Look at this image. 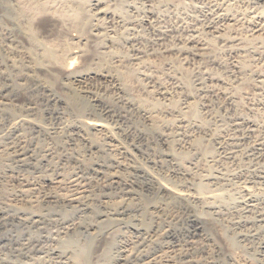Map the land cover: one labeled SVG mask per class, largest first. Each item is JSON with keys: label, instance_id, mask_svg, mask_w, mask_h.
<instances>
[{"label": "rangeland", "instance_id": "obj_1", "mask_svg": "<svg viewBox=\"0 0 264 264\" xmlns=\"http://www.w3.org/2000/svg\"><path fill=\"white\" fill-rule=\"evenodd\" d=\"M74 55L82 82L67 74ZM82 104L114 159L148 177L131 168L130 188L106 185L99 164L125 171L65 123ZM0 150V199L28 182L47 202L39 221L0 212L1 264H69L89 243L92 264H139L155 234L161 246L142 264H224L231 251L264 264V0H0ZM58 191L84 202L53 205ZM121 197L141 198L142 215L113 214Z\"/></svg>", "mask_w": 264, "mask_h": 264}, {"label": "bare ground", "instance_id": "obj_2", "mask_svg": "<svg viewBox=\"0 0 264 264\" xmlns=\"http://www.w3.org/2000/svg\"><path fill=\"white\" fill-rule=\"evenodd\" d=\"M101 9V8H100ZM101 11V10H100ZM104 12H105V10H103ZM106 12H108V11H106ZM222 17V16H221ZM229 19V18H228ZM232 19V18H231ZM231 22V21H230ZM235 22V21H234ZM230 26V25H229ZM231 26H233V25H231ZM222 32L220 31V33L219 34H221ZM224 35H225V32L223 33ZM96 35V34H95ZM221 36V35H220ZM225 36H227V35H225ZM222 37V36H221ZM224 39L225 38H228V37H223ZM229 39V38H228ZM228 39H226V40H228ZM234 39V38H233ZM230 40V39H229ZM80 41V40H79ZM200 41V40H199ZM232 41V40H231ZM200 43V42H199ZM205 44V43H204ZM51 54H53L52 53V51L50 52ZM50 56V55H49ZM52 56V55H51ZM75 57H72L71 58V60H70V62H68L69 64H68V66H67V64H66V70H67V74H68V72L69 73H71V75L70 76H72L73 78H74V80H76V81H78V82H82V81H84L85 79H86V74L85 73H83V72H78L79 70H75V71H70V69L71 68H73V66H74V64H75V62H76V55H74ZM57 57V56H56ZM78 58V57H77ZM73 65V66H72ZM76 65V64H75ZM80 68V67H79ZM81 71V70H80ZM66 72V71H65ZM69 75V74H68ZM68 78V77H67ZM73 82V81H72ZM85 91V90H84ZM76 95H78L80 98H81V95H79V94H76ZM121 99V98H120ZM7 103V102H6ZM7 105V104H6ZM3 106H5V105H3ZM8 106V108L10 107L9 105H7ZM193 106V105H192ZM113 107V106H112ZM137 107V106H136ZM197 107V106H196ZM7 108V109H8ZM106 108V107H105ZM108 108V107H107ZM124 108V107H123ZM192 108V107H191ZM3 109V108H2ZM11 109V108H10ZM86 109V105L85 104H82L76 111H77V114L75 115V118H74V120H73V122L70 120V118L69 117H65V123L67 124V125H75L76 127H77V129L79 130V132L82 134L81 136V138H83V140L85 141V142H89V144L91 143V144H93V145H96L98 148H100L101 149V152L103 153V154H105L106 156H108L109 157V159L111 160V161H115V162H117L115 165L116 166H118V169L120 168V169H123L124 171H125V173L127 174H120V173H118V172H114V171H112L113 169L112 168H110V167H108V166H105V165H100L99 163V166L97 167V166H95V167H97V168H95V171H97V172H99V173H101L102 175H103V177H104V179H105V183H106V185L108 184V185H114V184H124V185H128L129 184V188L131 187L130 186V182H132V176H131V174L130 175H128V172L130 173V170H131V168H132V170L133 171H135V173H138V176L139 177H141V178H143V177H145V175H146V173H147V168L144 166V165H142L141 163L139 164V162L137 163V162H135V163H133L132 165H130V164H128V163H124V161L123 162H121V161H118L117 159H114L115 157H114V152H116V148H117V146L116 145H114V144H111L110 142L108 143V142H106V141H104L102 138H101V134L103 133V131L105 130L104 129V125H103V123L101 122V118L100 119H98V118H88V119H86V118H84L83 116H82V112L84 111ZM15 110V109H14ZM111 110V108L109 109H107V110H105V111H110ZM123 110V109H122ZM193 110V109H192ZM11 111V110H10ZM112 111V110H111ZM137 111V110H136ZM138 111H139V114H140V116H141V118H143L144 119V121H150L151 119H150V117H149V115L147 114V112H145L144 110H142V109H140L139 110V108H138ZM51 112V111H50ZM104 112V111H103ZM194 112H195V110H194ZM10 113H12V112H10ZM54 113V112H53ZM76 113V112H75ZM110 113V112H109ZM138 114V113H137ZM12 115H17L16 114V110H15V112L13 111V113H12ZM114 115V114H113ZM56 116H58V115H56ZM61 118V117H60ZM60 120V119H59ZM61 121V120H60ZM152 121V120H151ZM150 121V122H151ZM62 122V121H61ZM143 122V121H142ZM63 123V122H62ZM152 123V122H151ZM143 124H146V123H143ZM59 125H60V123H59ZM66 125V126H67ZM142 125V124H141ZM143 128V127H142ZM143 130V129H142ZM78 132V131H77ZM59 135V134H58ZM57 137V136H56ZM21 138V137H20ZM104 138V137H103ZM57 139V138H56ZM163 139V138H162ZM166 141V140H165ZM168 142V141H167ZM90 144V145H91ZM25 145V144H24ZM92 145V146H93ZM170 146V145H169ZM11 147V146H10ZM6 148V147H5ZM19 148H21V147H19ZM5 150V149H4ZM5 151H7V150H5ZM10 151V150H9ZM27 151V150H26ZM34 151V150H33ZM0 152H2V155H3V152L4 151H2V150H0ZM18 152V151H17ZM35 153V152H34ZM101 153V154H102ZM6 154V152L4 153V155ZM8 154V153H7ZM6 154V155H7ZM3 155V156H4ZM8 155H10V154H8ZM16 155V154H15ZM20 155V154H19ZM47 155V154H46ZM169 155H171V154H169ZM206 155V154H205ZM25 156H26V153H25ZM32 156V155H31ZM48 156V155H47ZM103 156V155H102ZM208 156V155H207ZM0 157H2V156H0ZM6 157V156H5ZM4 157V158H5ZM28 157V156H27ZM41 157V156H40ZM3 158V157H2ZM1 158V159H2ZM10 158H11V156H10ZM35 157L33 156V158L32 159H34ZM42 158H43V156H42ZM105 158V157H104ZM0 159V160H1ZM19 159V161L20 162H23V163H27V159L24 157V156H21L20 155V158H18ZM31 159V161H33ZM35 159H37V157L35 158ZM34 159V160H35ZM38 159H40V158H38ZM37 159V160H38ZM3 160V159H2ZM41 160V159H40ZM78 160V159H77ZM83 160V159H82ZM81 160V161H82ZM104 160V159H103ZM36 161V160H35ZM53 161V160H52ZM78 161H80V160H78ZM105 161H108L109 162V160H106V158H105ZM37 162V161H36ZM90 162V161H89ZM114 162V163H115ZM134 162V161H133ZM12 163V162H11ZM23 163H21V164H23ZM32 163V162H31ZM39 163V162H38ZM48 163V162H47ZM82 163V162H81ZM36 164V163H35ZM95 164V163H94ZM105 164V163H104ZM109 164H111L110 162H109ZM26 165V164H25ZM90 165V167L92 166L91 165V163L89 164ZM111 166V165H110ZM89 167V166H88ZM87 167V168H88ZM89 167V168H90ZM94 168V167H93ZM85 169V168H84ZM117 169V170H118ZM122 170V171H123ZM88 171V170H87ZM120 171V170H119ZM70 172V171H69ZM72 172V171H71ZM183 173V172H182ZM79 174V173H78ZM64 177V176H63ZM66 177V176H65ZM102 177V178H103ZM146 177H148L147 175H146ZM70 179V178H69ZM73 179V178H72ZM149 180V179H148ZM147 180V181H148ZM160 183L161 182H167V180L165 179V178H163V177H161V178H159V179H157ZM23 181V180H22ZM72 181V180H71ZM133 181H134V178H133ZM151 181V180H150ZM73 182V181H72ZM70 183V182H69ZM78 183V182H77ZM150 183V182H149ZM75 183H73V185H74ZM79 184H80V182H79ZM134 184V183H133ZM61 185V184H60ZM149 185H151V183L149 184ZM63 187V186H62ZM66 187V186H65ZM110 187V186H109ZM133 187V186H132ZM152 187V186H151ZM198 187V186H197ZM213 188V187H212ZM37 188L35 187V186H33V185H30L28 182H21V184H19L18 186H16V187H14V185H12L11 186V189L10 190H8V191H6V192H8V195L5 197V198H2V199H0V212H2V213H5V212H8V211H13L14 213H16V214H28V215H30V217H28L29 219H36V217H42L41 215L43 214V212L42 211H38L39 210V202L41 201V198H40V200H39V197H38V194H37V198L35 197V194H36V190ZM77 189V188H76ZM199 189H201V190H203V189H205V186L203 185V184H200L199 185ZM216 189V188H215ZM59 190V189H58ZM61 190V189H60ZM78 190V189H77ZM79 190H81L80 188H79ZM84 190V189H83ZM55 191V190H54ZM62 191V190H61ZM72 191V190H71ZM212 191V190H211ZM40 192V191H39ZM59 192V191H58ZM78 192V191H77ZM76 192V193H77ZM81 192H83L82 190H81ZM80 192V193H81ZM133 191H131V190H129L128 191V194L129 193H132ZM136 193H137V191H135ZM1 193H3V192H1ZM60 193V194H59ZM59 193H52L53 195L52 196H50V198H52L51 200H52V202H53V205L54 204H56V205H59V204H61V202H62V205H64V204H67V203H69V204H71V205H74V203L76 204V202H80L81 201V199H82V201H83V198H82V195H83V193H82V195L80 196V195H78V194H76V195H74V192H73V194L71 195V193H67V192H65L64 193V191L63 192H59ZM62 193V194H61ZM64 193V194H63ZM79 193V192H78ZM139 193V192H138ZM137 193V194H138ZM41 194V193H40ZM4 195V194H3ZM6 195V194H5ZM50 195V194H49ZM131 195H133V194H131ZM136 195V194H135ZM140 195V194H139ZM47 196H48V194H47ZM120 196V195H119ZM141 196V195H140ZM2 197H4V196H2ZM87 197V196H86ZM131 197H133V196H131ZM131 197H128V198H131ZM43 199H44V197H43ZM43 199H42V201L41 202H43ZM119 199V201H115V199H114V201L112 200V201H110V202H108V208H109V210L111 211V212H113V214L114 213H117V212H119V211H139L140 213H138V215L139 214H141L142 215V213L144 212V208H145V205L146 204H144V203H142V199L141 198H138L136 201L137 202H132L130 199H124V197H121V198H118ZM121 199V200H120ZM51 200H49V202L51 201ZM134 200H135V198H134ZM133 200V201H134ZM138 200H140L139 202H138ZM48 201V200H47ZM82 201H81V203H82ZM52 202H50V203H52ZM84 202V201H83ZM45 203H47V202H45ZM44 202L42 203L43 205L45 204ZM50 203H49V205H50ZM251 203V202H250ZM80 204V203H79ZM51 206V205H50ZM76 206V205H75ZM78 206V205H77ZM48 207V206H47ZM53 207V206H52ZM72 207V206H71ZM246 207V206H245ZM43 208V207H42ZM42 208H40L41 210H42ZM49 208V207H48ZM73 208V207H72ZM44 209V208H43ZM53 210V209H52ZM249 210V209H248ZM253 211V210H252ZM110 213V212H109ZM10 214H11V212H10ZM253 214H254V212H253ZM107 215V214H106ZM116 215V214H115ZM5 216V215H4ZM10 216H13V215H10ZM16 216V215H15ZM140 216V215H139ZM89 217V216H88ZM107 217V216H106ZM125 217V216H124ZM189 220L196 226L195 228H197V229H204L205 230V228L206 229H209V227H208V225H210L211 224V222L212 221H209V219L208 218H206V216H203V215H201V214H199V213H196V212H191L190 214H189ZM5 218V217H4ZM7 218H9V217H7ZM43 218V217H42ZM105 218V217H104ZM120 218V217H119ZM118 218V219H119ZM140 218V217H139ZM264 218V217H263ZM21 219V218H20ZM38 219V218H37ZM36 219V221H39L40 219H38L37 220ZM61 219V218H60ZM258 219H259V217H258ZM28 220V219H27ZM44 220V219H43ZM109 220V219H108ZM260 220V219H259ZM6 221V220H5ZM19 221V220H18ZM31 221V220H30ZM35 221V220H34ZM100 221V220H99ZM104 221V220H103ZM240 221V220H239ZM250 221V220H249ZM140 224H142V225H144V222L142 221V220H140ZM28 223V222H27ZM32 223V222H31ZM90 223H92V222H90ZM104 223V222H103ZM35 224V223H34ZM254 224V223H253ZM93 225V224H92ZM191 226V225H190ZM68 227V226H67ZM66 227V228H67ZM211 227V226H210ZM89 228V227H88ZM92 228H94L93 226H92ZM142 228V227H141ZM194 228V227H193ZM69 229V228H68ZM91 229V228H90ZM139 229V228H138ZM148 229H149V227H148ZM144 230V229H143ZM150 230V229H149ZM168 231L169 230H167L166 231V233L168 234ZM171 231V230H170ZM195 231V230H194ZM193 231V232H194ZM143 232V231H142ZM203 232V231H202ZM170 233V232H169ZM172 233V232H171ZM195 234V233H194ZM172 235V234H171ZM97 236V235H96ZM161 236V235H160ZM160 236H157L156 234L155 235H151L150 237V240H149V245H148V243L146 244V245H148V247H146V249L144 248L143 249V247L141 248V250L139 249V251L134 255L135 257H134V260L136 261H139V264L141 263V261L142 260H144L143 259V257L145 256V254H146V250H148V252L147 253H149L150 254V252L152 251V250H154V249H157V248H159L161 245H159V244H161V241H160ZM74 241V240H73ZM229 242H230V244H233V243H237V242H235V238L234 237H229ZM77 243V242H76ZM139 244H141V243H139ZM92 243L90 244H86V245H81L80 247H79V245H78V249H77V251H74V253L72 254V255H70L71 257H70V261L68 262L69 264H92L91 263V259H90V254H91V249H92ZM64 246V245H63ZM66 246V245H65ZM67 247V246H66ZM65 247V248H66ZM214 247H216V246H214ZM64 248V247H63ZM147 248H149V249H147ZM61 249V248H60ZM59 249V250H60ZM70 249V248H69ZM62 250V249H61ZM131 250V249H130ZM135 250V249H134ZM161 250V249H160ZM66 251H68V250H66ZM162 251V250H161ZM59 252H61V251H58V253ZM155 252V251H154ZM232 252V251H231ZM231 252L230 253H228V254H225V259H224V261H223V263L224 264H226V262H229V264H241V262H240V258L238 259V257L237 256H234L233 254H231ZM47 253H48V251H47ZM62 253V252H61ZM61 253H60V255H61ZM71 253V252H70ZM131 253V252H130ZM224 253V252H223ZM109 254V253H108ZM161 254V253H160ZM238 254V253H237ZM67 255V254H66ZM159 255V254H158ZM54 256H56V254H54ZM59 256V255H58ZM65 256V255H64ZM130 256V258L132 257V254H129L128 255V253H127V256L126 257H129ZM167 256V255H166ZM239 256V255H238ZM41 257H42V255H41ZM57 257V256H56ZM63 256H61V258H62ZM123 257V256H122ZM152 257V256H151ZM157 255H156V257H154L153 259L152 258H150V259H152V260H148L151 264L153 263V264H157ZM6 258V257H5ZM58 258V257H57ZM60 258V257H59ZM69 258V257H68ZM125 258V257H124ZM148 258V257H147ZM160 258V257H159ZM168 258V257H167ZM44 259H45V257H44ZM66 259V258H65ZM132 259V258H131ZM146 259V258H145ZM161 259V258H160ZM46 260V259H45ZM60 260V259H59ZM67 260H69V259H67ZM127 260H129V259H126L125 261H127ZM165 260V259H164ZM169 260V259H168ZM14 261V260H13ZM33 261V260H32ZM43 261V260H42ZM49 262V261H48ZM61 262V261H60ZM63 262H66L67 263V261H63ZM110 262V261H109ZM108 262V263H109ZM122 262V261H121ZM130 262V261H129ZM144 262H146V261H143L142 263H144ZM110 263H112V262H110ZM124 263V262H123ZM136 263V262H135ZM141 263V264H142ZM159 263V262H158ZM167 263V262H166ZM169 263V262H168ZM171 263V262H170ZM211 263V262H210ZM212 263H213V261H212ZM1 264V263H0ZM9 264H13V263H9ZM31 264H38V263H31ZM39 264H40V262H39ZM41 264H42V262H41ZM43 264H45V263H43ZM64 264V263H63ZM127 264V263H126ZM146 264V263H145ZM160 264V263H159ZM173 264H175V263H173ZM221 264H222V262H221ZM228 264V263H227Z\"/></svg>", "mask_w": 264, "mask_h": 264}]
</instances>
